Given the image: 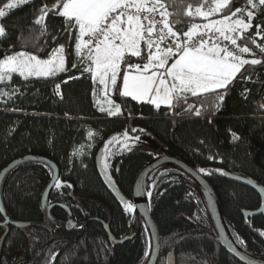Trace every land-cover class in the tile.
I'll return each mask as SVG.
<instances>
[{
    "label": "trees",
    "instance_id": "obj_1",
    "mask_svg": "<svg viewBox=\"0 0 264 264\" xmlns=\"http://www.w3.org/2000/svg\"><path fill=\"white\" fill-rule=\"evenodd\" d=\"M9 2L0 0V10ZM162 2L169 13V26L182 41L195 25L203 28L237 8L253 11L252 27L237 43L250 49L242 59H260L261 64L243 65L226 89L189 94L179 107L175 101L173 107L160 109L138 104L121 96L118 85L111 87L109 96L121 108V113L112 117L99 110L97 86L80 66L76 53L78 31L58 14L60 0H30L1 18L7 34L0 38V59L19 51L48 59L54 49L63 46L66 71L29 81L13 75L8 88L15 87L22 95L0 101V174L12 163L34 156L55 163L61 183L48 197V206H56L49 218L42 206L53 179L47 165L23 164L6 176L2 198L7 217L30 226H6L0 214V264L146 262L150 245L141 218L109 194L96 165L100 150L103 157L106 146L111 152L120 149V144L108 142L114 136L123 139L125 132L129 137L139 135L140 142L130 152L112 155L107 172L103 161L102 166L127 203L133 204L135 182L153 159L179 158L198 172L203 168L211 173L200 172L215 191L235 242L248 255L264 260V216L248 217L263 207L262 199L221 174H233L264 187V53L260 51L264 47V6L252 9L247 0H230L227 7L205 18L196 14V8L209 11L215 0ZM45 6L47 15L37 24ZM141 49L137 61L126 59V63L146 62L148 49L145 44ZM125 71L124 64L120 77ZM217 93H226L219 108L215 106L219 103ZM197 110L200 116L195 114ZM147 191L152 192L151 214L161 235L158 264H167L172 252L176 264H242L220 245L204 199L184 173L175 168L158 170L149 178ZM62 207L70 211L75 228L67 225L70 216ZM102 223L109 225L115 239L130 240L113 244Z\"/></svg>",
    "mask_w": 264,
    "mask_h": 264
},
{
    "label": "snow or ice",
    "instance_id": "obj_2",
    "mask_svg": "<svg viewBox=\"0 0 264 264\" xmlns=\"http://www.w3.org/2000/svg\"><path fill=\"white\" fill-rule=\"evenodd\" d=\"M29 2L30 0H11L4 8L11 10ZM229 3L230 0H215V7H210L209 11L201 12L200 7L195 11L196 14L207 18L210 14L227 7ZM247 5L257 9L258 6H264V0H258V3L257 0H247ZM57 6L62 7L58 14L65 17L70 28L78 31L76 53L81 57L80 62L87 65L84 71L92 74L93 81L103 85L107 94L110 86L114 88L117 85L121 65L125 64L126 71L122 78L120 94L135 101L155 105L157 109L162 104L171 108L173 101L176 102L175 106L179 107L181 102L187 101L189 94L199 96L216 92L217 89H226L243 65L261 64L260 59H242L235 50H230L228 45L222 46L217 43L220 40L229 41L239 53H249V47L237 43L238 39L243 38V33L252 27L254 12L247 8H237L223 19L204 24L202 27L206 31H196L201 26L195 25L193 31L186 33L185 41L174 40V47L169 44L161 48L160 44L166 39L177 35L169 26L167 19L169 13L162 0H151L150 6L149 0H60ZM142 13H145L143 17ZM156 13L162 17L161 20H156L154 15ZM238 13L241 15L238 16ZM5 15L6 11L0 10V18ZM46 15L47 6L41 9V16L35 22L40 24ZM158 23L163 25L159 30L156 29ZM6 34V29L0 25V38ZM256 34H260L259 25ZM210 40L211 46L208 43ZM142 41L148 49L146 62L126 63L127 55L141 56ZM260 51L264 53V47H261ZM169 60H173L170 66ZM65 71L63 46L54 49L48 59H40L36 54L19 51L11 55L6 54L0 59V85H9L13 74L19 75L24 81H29L32 77H55ZM56 88L59 89L58 84ZM16 94L22 95L15 87L10 91L0 88V97L12 99ZM224 95L226 93L216 94V101L219 102L215 105L217 108L222 103ZM105 104L100 105L101 112H107L110 116L121 113L120 105L114 104L111 99H107ZM195 114L200 116L201 112L197 110ZM91 135L89 132V136ZM139 142V135L129 137L127 132L123 134V139L112 137L108 143L120 144L121 147L117 152H111L106 146L105 155L102 157L106 172L110 167L109 160L112 155L130 152ZM199 172L211 175L203 168L199 169ZM221 174L227 175L223 172ZM109 179L111 180V176ZM67 186L71 187L70 184ZM55 187H61V183L58 182ZM137 190L143 193L145 185L138 184ZM147 195L151 197L152 192L148 191ZM124 207L130 212H135L131 203H125Z\"/></svg>",
    "mask_w": 264,
    "mask_h": 264
},
{
    "label": "water",
    "instance_id": "obj_3",
    "mask_svg": "<svg viewBox=\"0 0 264 264\" xmlns=\"http://www.w3.org/2000/svg\"><path fill=\"white\" fill-rule=\"evenodd\" d=\"M27 163H43L47 165L52 173H53V179L48 186V188L45 191V194L42 199V206L43 209L47 211L48 217L50 218L51 211L56 206H48V197L52 190L54 189L55 185L59 181V168L55 163H53L51 160H47L44 158H38V157H26L24 159L18 160L11 165H9L1 174H0V214L5 219L4 225L16 228V229H25L29 227V224L25 223H15L11 222L10 219L7 217V213L4 207L3 198H2V187L4 180L6 176L11 173L14 169L17 167L27 164ZM96 165H97V171L99 174V177L106 188V190L109 192V194L118 202H120L122 205H125L127 203V200L122 195V193L118 190V188L107 178L103 166H102V150L99 151L97 158H96ZM165 168H175L182 173H184L187 177L191 179V181L196 185V187L199 189L205 205L207 207L208 213L210 215V218L212 220L215 233L218 237V241L222 248L236 261L242 263V264H264V260L254 258L247 253H245L235 242L227 224L223 216L222 208L220 205V202L218 200V197L213 190L211 184L207 180L206 177H204L200 172H198L196 169L192 168L179 158L175 157H164V156H158L151 163H149L148 166L145 167V169L140 173L138 176L134 190H133V205L135 207V210L138 214V216L141 218L144 227L146 229L148 239H149V253L147 260L144 264H158L159 259L161 257V251H162V245H161V235L160 230L158 228V225L154 221L152 214H151V208H150V197L147 195V183L149 178L158 170L165 169ZM225 177L233 183H236L238 185L247 187L251 189L252 191L256 192L262 199L263 207L254 213L248 214V217L253 219L260 216H264V187L259 186L257 183H255L252 180L241 178L239 176L229 174L225 175ZM143 183L145 185V191L142 193L137 190V185ZM70 216V220L67 223L68 226H71L72 228L76 227V224L71 219V213L70 211L65 208ZM104 226V230L106 234L108 235L110 241L115 245H122L127 243L130 240V237H127L125 239L117 240L113 237V235L110 232L109 225L102 223ZM167 264H176V258L175 253L172 252L167 257Z\"/></svg>",
    "mask_w": 264,
    "mask_h": 264
},
{
    "label": "rangeland",
    "instance_id": "obj_4",
    "mask_svg": "<svg viewBox=\"0 0 264 264\" xmlns=\"http://www.w3.org/2000/svg\"><path fill=\"white\" fill-rule=\"evenodd\" d=\"M151 3V0H149V4ZM14 9V8H13ZM3 10H5L6 11V15L8 14V11L9 10H7V9H3ZM217 13V12H216ZM159 15V14H158ZM0 20H1V18H0ZM203 28H200V29H197L196 31H200V30H202ZM205 30V29H204ZM85 39H87V37H85ZM142 44H145L143 41H142V43H141V45ZM167 45H169V44H165V46L164 47H166ZM163 46V45H162ZM161 45H160V47L161 48H164V47H162ZM80 59H81V57H80ZM126 59H130V60H136L137 61V59H138V57H132V56H130V55H127L126 56ZM173 62V60H169V62H168V65L170 66V64ZM123 65L124 64H122L121 65V70H120V74H121V72H122V69H123ZM80 66L82 67V68H85L87 65L86 64H81L80 63ZM161 71H163V70H161ZM86 72V71H85ZM86 73H88V74H90L91 75V77H92V74L91 73H89V72H86ZM125 74V73H124ZM13 75H17V74H13ZM124 76V75H123ZM123 76L122 77H120V75H119V78H118V80H117V85H118V87H119V91H121V89H122V78H123ZM33 78H36V77H33ZM41 78H43V77H41ZM36 79H39V78H36ZM93 80V79H92ZM95 84H96V86H97V88H96V97L98 98V106H99V108H100V105L101 104H105V102H106V100L107 99H111L112 100V98L109 96V94L111 95L112 94V90L111 91H108L107 92V94L105 93V90H104V86L103 85H100L99 83H98V81H95ZM116 85V86H117ZM115 86V87H116ZM9 86L7 85V86H5V85H0V88H3L5 91H10V89L8 88ZM110 88H111V86H110ZM113 88V87H112ZM111 88V89H112ZM113 89H115V88H113ZM122 96V95H121ZM124 97V96H123ZM125 98H129V99H132L131 97H125ZM3 100H8V98L7 97H0V101H3ZM133 100V99H132ZM113 101V100H112ZM134 102H136V103H138V104H145V105H150V106H152V107H154V108H156V106L155 105H152V104H149V103H147V102H140V101H135V100H133ZM114 102V101H113ZM173 103H174V101H173ZM114 104H116L115 102H114ZM105 106H106V104H105ZM160 108H169V107H167V106H165V105H161L158 109H160ZM157 109V108H156ZM107 113V112H106ZM113 116H116V115H113ZM112 116V117H113Z\"/></svg>",
    "mask_w": 264,
    "mask_h": 264
},
{
    "label": "built area",
    "instance_id": "obj_5",
    "mask_svg": "<svg viewBox=\"0 0 264 264\" xmlns=\"http://www.w3.org/2000/svg\"><path fill=\"white\" fill-rule=\"evenodd\" d=\"M145 13H142L141 14V16L143 17V15H144ZM155 15V18H156V20H161L162 19V17L160 16V15H158L157 13L156 14H154ZM146 23V22H145ZM163 27V25L162 24H157L156 25V29L157 30H159L160 28H162ZM165 32H167V29H165ZM156 35V33L154 32L153 33V36H155ZM212 35H218V34H215V33H212ZM145 36H146V38H147V33H145ZM196 38L198 39L199 37L198 36H196ZM174 40H176V41H182L181 39H179L177 36L176 37H169L168 39H166V41L164 42V43H162V44H172L173 45V47H174V43H173V41ZM209 46H211V43H212V41L210 40L209 42ZM217 43H220L222 46L223 45H228V47H229V49L230 50H235L236 52H237V54H239L240 56H241V58H242V56H244L245 54L244 53H239L238 52V49L235 47V46H232L230 43H228V42H224V41H217Z\"/></svg>",
    "mask_w": 264,
    "mask_h": 264
},
{
    "label": "crops",
    "instance_id": "obj_6",
    "mask_svg": "<svg viewBox=\"0 0 264 264\" xmlns=\"http://www.w3.org/2000/svg\"><path fill=\"white\" fill-rule=\"evenodd\" d=\"M204 29L200 30V31H203ZM194 35H195V32H194ZM142 43V42H141Z\"/></svg>",
    "mask_w": 264,
    "mask_h": 264
}]
</instances>
